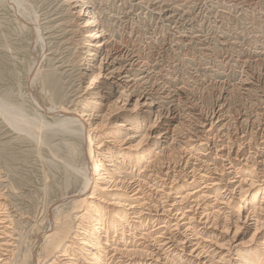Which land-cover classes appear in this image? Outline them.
Instances as JSON below:
<instances>
[{
	"label": "bare ground",
	"instance_id": "6f19581e",
	"mask_svg": "<svg viewBox=\"0 0 264 264\" xmlns=\"http://www.w3.org/2000/svg\"><path fill=\"white\" fill-rule=\"evenodd\" d=\"M89 3L75 0L79 9L73 15L83 19L79 70L89 76L85 99L92 107L53 110L31 94L39 112L75 124L83 141L80 157L73 143L70 157L61 162L79 193H67L55 204L69 202L77 209L67 220L52 218L55 205L48 209L49 230L36 246L45 257L34 264H264V114L229 124L221 99L206 115L202 110L195 115L194 108L163 109L145 86L137 95L132 71L139 60L129 59V47L116 52L109 47L105 26ZM70 107L76 108L75 102ZM152 117L137 141L134 127ZM5 118L19 127L15 116L5 113ZM92 121L99 123L94 129ZM117 134L125 139L119 141ZM120 144H130L124 150L135 153L119 162L124 167L134 161L141 168L135 179L108 170L117 160L111 147ZM6 209L0 203V264H19V239Z\"/></svg>",
	"mask_w": 264,
	"mask_h": 264
},
{
	"label": "rangeland",
	"instance_id": "374dc122",
	"mask_svg": "<svg viewBox=\"0 0 264 264\" xmlns=\"http://www.w3.org/2000/svg\"><path fill=\"white\" fill-rule=\"evenodd\" d=\"M87 1L105 26L109 47L114 52L129 47V59L139 60L132 71L139 84L137 95L145 86L163 109L194 108L195 115L202 111L206 115L221 99V104L227 105L229 124L264 114V0ZM74 3L0 0V203L6 206L3 212L8 213L19 239V264H34L36 257L44 259L42 247L36 246L40 234L49 230L45 222L48 209L67 193H79L73 180L66 178L62 163L70 157L73 143L81 149L80 157L81 130L75 124L65 125L61 118L44 115L31 100L33 94L53 110L80 112L92 107L85 99L89 76L79 70L83 19L74 17L79 9ZM73 102L76 108L70 107ZM4 112L15 116L21 126L15 129ZM154 121L152 117L134 127L139 133L137 141ZM98 124L92 121L91 129ZM125 136L117 134L119 141ZM129 145L111 147L117 154L112 163L116 166L107 168L117 170L126 181L141 172L134 161L122 168L119 165L134 157L133 151L124 150ZM85 160L83 157L80 163L84 165ZM56 207L52 218L63 220L77 209L69 202Z\"/></svg>",
	"mask_w": 264,
	"mask_h": 264
}]
</instances>
